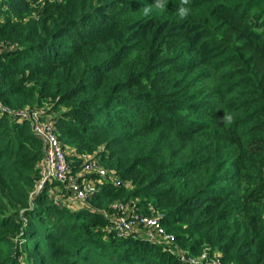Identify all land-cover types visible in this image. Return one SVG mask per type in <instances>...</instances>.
<instances>
[{
  "label": "trees",
  "instance_id": "trees-1",
  "mask_svg": "<svg viewBox=\"0 0 264 264\" xmlns=\"http://www.w3.org/2000/svg\"><path fill=\"white\" fill-rule=\"evenodd\" d=\"M0 101V264H187L109 231L132 199L187 255L264 264V0H0ZM26 108L131 184L57 203Z\"/></svg>",
  "mask_w": 264,
  "mask_h": 264
},
{
  "label": "built area",
  "instance_id": "built-area-1",
  "mask_svg": "<svg viewBox=\"0 0 264 264\" xmlns=\"http://www.w3.org/2000/svg\"><path fill=\"white\" fill-rule=\"evenodd\" d=\"M0 108L4 112L9 110L1 101ZM15 115L27 120L32 131L43 141L45 154L39 164L41 182L55 178L66 190L64 194L59 188L56 197L57 203L62 199L70 202L72 206L76 204L91 206L90 196L99 189L105 179L113 180L117 185L129 186L131 184L130 182L123 183L116 177H110V172L101 165L95 156H91L93 160L91 166H87V169L90 170L87 174L86 170L74 172L67 158L68 152L58 136L55 120L45 110L26 108L16 112ZM90 175L93 177H89ZM104 213L110 219L109 231L119 238L133 236L155 243L164 242L169 246L174 242L173 234L168 233L161 218L155 214L142 212L135 202L117 201L112 205V212ZM169 249L174 250L172 246ZM178 255L187 264H224L219 255H210L209 249L197 256L186 253H178Z\"/></svg>",
  "mask_w": 264,
  "mask_h": 264
},
{
  "label": "rangeland",
  "instance_id": "rangeland-1",
  "mask_svg": "<svg viewBox=\"0 0 264 264\" xmlns=\"http://www.w3.org/2000/svg\"><path fill=\"white\" fill-rule=\"evenodd\" d=\"M50 1H53V0H50ZM45 3H43V5H44ZM6 49H8V48H6ZM68 152H70V153H74V150H73V148H70V149H68ZM91 156H95V158H98L97 157V153H94V154H91V155H84V156H82V155H80L79 156V158H80V164H81V167H80V169L81 170H86V174H87V172H89L90 170L89 169H87V166H91V164H92V158H91ZM77 158V160H78V157H76ZM102 166H103V164H101ZM104 167V166H103ZM105 168V167H104ZM107 169V168H106ZM108 170V169H107ZM57 191H59V189H57ZM140 199H142V198H140ZM129 201H133V199L132 200H129ZM77 205V204H76ZM167 229V228H166ZM168 233H170V234H172V232H168ZM170 246H172L173 247V249L175 250V252L178 254V253H186L187 254V252H189V249L188 248H186V247H184L181 243H179V242H173V243H170Z\"/></svg>",
  "mask_w": 264,
  "mask_h": 264
},
{
  "label": "clouds",
  "instance_id": "clouds-1",
  "mask_svg": "<svg viewBox=\"0 0 264 264\" xmlns=\"http://www.w3.org/2000/svg\"><path fill=\"white\" fill-rule=\"evenodd\" d=\"M183 2L185 4H187L188 3V0H183ZM158 7H161L162 8L163 7V4L162 3L161 4H158ZM189 12H190V9L189 8L182 7L180 9V16L182 18H185V17H187L189 15Z\"/></svg>",
  "mask_w": 264,
  "mask_h": 264
}]
</instances>
